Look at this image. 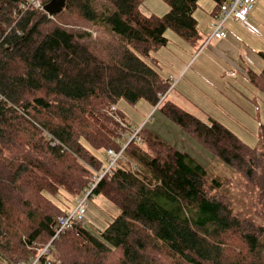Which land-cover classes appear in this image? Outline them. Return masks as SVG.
<instances>
[{"label": "trees", "instance_id": "trees-1", "mask_svg": "<svg viewBox=\"0 0 264 264\" xmlns=\"http://www.w3.org/2000/svg\"><path fill=\"white\" fill-rule=\"evenodd\" d=\"M27 1L0 0V257L31 261L41 250L34 245L54 238L38 264H264V125L251 147L219 120L179 105L154 55L168 28L190 44L200 40L199 0H164L160 16L143 13V0H106L111 11L102 19L94 0H64L52 16L42 9L50 0L21 8ZM212 1L218 15L230 0ZM98 22L109 27L110 61L84 42L83 28ZM259 55L262 69L245 74L264 91ZM121 99L149 102L212 161L132 127ZM91 148L107 161L109 149L122 150L85 198L103 195L119 213L98 234L73 222L56 235L58 218L104 168ZM221 165L257 188L260 223L222 192Z\"/></svg>", "mask_w": 264, "mask_h": 264}, {"label": "rangeland", "instance_id": "rangeland-1", "mask_svg": "<svg viewBox=\"0 0 264 264\" xmlns=\"http://www.w3.org/2000/svg\"><path fill=\"white\" fill-rule=\"evenodd\" d=\"M92 7L100 19L111 11L106 0H94L92 2ZM210 7H214L212 0L198 1L194 16L198 21L200 30L202 25L205 24L208 25V28L209 25L211 27L214 15L211 14L209 16L207 14V10ZM140 9L145 14L160 16L167 12L168 5L164 0H143ZM249 21L253 25H255L254 23L258 25L257 27L260 33L258 35H253L249 32V34L247 32L239 34V41L234 44V48L237 52L236 57L241 61L239 63H242L245 69L250 66L254 70H259L263 66V60L259 52H264V0H255V5L250 12ZM103 28L106 30L109 27L105 23L99 24L98 22L90 29L83 28V31L87 33L84 42L100 58L105 61H110L109 53L114 52L115 49L114 46L109 44L107 39L109 35L105 34ZM201 33L203 38L200 40L203 42V46H206L203 41L205 35L202 30ZM164 35L167 38V43L154 55L156 56L160 72L164 77H168L169 74H171L173 79L180 78L179 83L177 81H172V86L176 83L178 84L175 86L174 93L170 94L171 98L176 100L175 102L180 103V100L176 97L177 94L179 97L187 99L193 104H195V102L200 103L198 99L201 98L203 102V104H201L202 111H197V114L201 116V118L210 115L229 128V130L246 145L254 147L257 143L259 126L260 124L264 125V91L261 90L256 83H253L250 78H248V75L244 74L240 69L225 68L228 65L221 60H217L212 64L213 72L218 75L217 80H214V84H211L210 78L206 77L200 71L199 74L198 71H196L195 76H189L192 71L196 69V62L193 67L189 68L184 77L181 78L184 72L179 73V69L188 60L189 52H194L197 48L186 42L185 39L170 28L165 31ZM194 54L197 55L196 52ZM192 62L193 60L190 64ZM194 81L198 82L199 89L202 92L211 94L206 96H202V94L199 93L195 94V90L191 87ZM182 104L191 109L184 100ZM118 107L125 114L128 121L131 122L132 127L142 126L144 130L158 135L176 148L192 153L197 160L204 165L212 161L210 160L212 154L208 150L198 144L160 110L153 108L146 100L141 99L136 103H130L121 99L118 103ZM207 108L211 113H205ZM128 134L129 132H127V135ZM89 150L97 156L102 162V167H104L107 162L104 150L92 148ZM218 172L220 177H222V181L225 182L228 179V183L224 184L221 190L231 201L234 209L241 212L243 216L251 217L256 223H260L261 217L254 215V204L258 197L257 188L248 184L240 175L227 170L224 165L218 167ZM86 193L87 191L85 194ZM78 199L81 198L73 200V203L69 207V211L74 209ZM118 213V207L107 200L103 195L92 196L85 200V222L82 225L86 229L98 234ZM51 241L52 239L48 243H51ZM42 244L43 243L37 242L31 250L36 252L37 248H41V250L44 249L46 246L41 247L40 245ZM0 261L3 263L5 262V264L7 263L1 257Z\"/></svg>", "mask_w": 264, "mask_h": 264}, {"label": "crops", "instance_id": "crops-1", "mask_svg": "<svg viewBox=\"0 0 264 264\" xmlns=\"http://www.w3.org/2000/svg\"><path fill=\"white\" fill-rule=\"evenodd\" d=\"M214 3V2H213ZM215 7L213 8H208L207 10V14L210 16L212 11L214 10ZM248 19H250V13L248 15ZM253 22V21H252ZM254 23V22H253ZM256 25V27L258 26L256 23H254ZM225 27L227 29V37L225 39H215L210 37L211 33V27L209 25L205 24L202 25L201 30L203 31L205 38H204V43L206 44V46H203V42H201V40H199L197 43H195L194 45L191 44L192 46H195L197 49L196 51H190L188 54V60L183 64V66L179 69V73L180 72H184L182 77H184V75L188 72L189 68L193 67L194 63L196 62V69H194L192 71V73L189 75L191 76H195L196 75V71H199L201 73H203L206 77H209L211 80V84H214V80H217V76L212 69V64H214L215 61L217 60H221L222 62H224L226 65L225 68H237L240 69L241 71L244 72L245 74V68L242 66V63L240 64L239 62H241L238 57H236L237 52L234 48V44L238 43L239 39H238V35L244 32L245 29H243L238 22H236L235 20H231L228 19L225 23ZM199 28V26H198ZM257 29L259 30V28L257 27ZM201 30L199 28L200 31V39L203 38ZM260 33V30H259ZM249 34V33H248ZM254 35V34H253ZM252 36V35H251ZM240 43V42H239ZM197 53V55H195L194 53ZM193 60V62L190 64V62ZM190 64V65H189ZM244 64V63H243ZM246 65V63H245ZM263 67V66H262ZM262 68L259 69V71ZM170 76H172L171 74H169ZM180 79V78H179ZM179 79H175V81H177L178 83L180 82ZM176 83V84H178ZM175 85H173L172 90L169 92V98H171L170 94L174 93V89H175ZM194 90H195V94L199 93L202 94V96H206V95H210L211 93L208 92H202L199 89V85L198 82L194 81V84H192L191 86ZM177 99L180 100L178 103L179 105H182L183 107H185L182 103L183 100L186 104H188L190 106L191 109L185 107L186 109L190 110L191 112L195 113L196 115H198L197 111H202L201 108V104H203L201 98L198 99V101H200V103L195 102V104L191 103L190 101H188L187 99L181 98L176 94ZM173 99V98H171ZM183 99V100H182ZM176 101V100H174ZM205 113H211L209 112L208 108L205 110ZM199 116V115H198ZM207 116V115H206Z\"/></svg>", "mask_w": 264, "mask_h": 264}, {"label": "built area", "instance_id": "built-area-1", "mask_svg": "<svg viewBox=\"0 0 264 264\" xmlns=\"http://www.w3.org/2000/svg\"><path fill=\"white\" fill-rule=\"evenodd\" d=\"M28 5L34 7H41L39 0H28L25 4L21 5V8L26 9ZM255 5V0H230L227 3L220 5V13L214 15V20L211 22V33L210 37L217 39H222L226 37V31L224 25L228 19L238 21L241 25L246 27L251 33L258 35L259 30L251 25L248 21L249 12L253 9ZM170 80L175 82L172 76L169 77ZM108 161L104 168L100 171H97L93 176V181L91 183V189L87 191L83 198L78 199L75 209L69 213L67 216L59 217V226L56 230V235H58L63 229L70 227L73 222L83 224L85 222V198L95 187L97 182L103 177V175L113 168L116 165L118 159L122 158V150L114 151L112 149L108 150ZM54 239V238H52ZM51 243H47L46 247L42 249L39 253V256L45 252H48ZM38 256V257H39ZM38 257L31 261H18L16 264H38ZM0 264H3L0 262Z\"/></svg>", "mask_w": 264, "mask_h": 264}, {"label": "water", "instance_id": "water-1", "mask_svg": "<svg viewBox=\"0 0 264 264\" xmlns=\"http://www.w3.org/2000/svg\"><path fill=\"white\" fill-rule=\"evenodd\" d=\"M63 4H64V0H50L49 2L43 5L42 9L49 16H52L59 12Z\"/></svg>", "mask_w": 264, "mask_h": 264}]
</instances>
